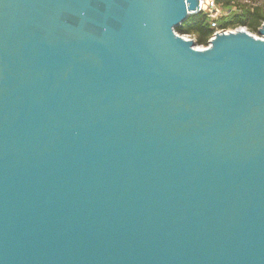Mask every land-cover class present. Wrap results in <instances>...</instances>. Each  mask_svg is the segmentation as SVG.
Masks as SVG:
<instances>
[{"label":"water","instance_id":"water-1","mask_svg":"<svg viewBox=\"0 0 264 264\" xmlns=\"http://www.w3.org/2000/svg\"><path fill=\"white\" fill-rule=\"evenodd\" d=\"M199 12L0 0V264H264V24Z\"/></svg>","mask_w":264,"mask_h":264},{"label":"trees","instance_id":"trees-1","mask_svg":"<svg viewBox=\"0 0 264 264\" xmlns=\"http://www.w3.org/2000/svg\"><path fill=\"white\" fill-rule=\"evenodd\" d=\"M219 7L227 11L218 22L219 29L247 28L252 33H258L264 24V12L260 7L240 4V0H216ZM234 9L236 11H234ZM211 14L201 11L191 15L176 31L183 36H188L200 46H209L211 37L216 33L211 25Z\"/></svg>","mask_w":264,"mask_h":264},{"label":"built area","instance_id":"built-area-1","mask_svg":"<svg viewBox=\"0 0 264 264\" xmlns=\"http://www.w3.org/2000/svg\"><path fill=\"white\" fill-rule=\"evenodd\" d=\"M200 10L201 11H207L210 14H217L218 11V4L216 0H200ZM212 16V15H211ZM211 25L214 29H216V33L222 32V31H230L232 29H219L218 20L212 17ZM216 33L211 37L209 41V45L211 41L214 39ZM190 38V37H188Z\"/></svg>","mask_w":264,"mask_h":264},{"label":"rangeland","instance_id":"rangeland-1","mask_svg":"<svg viewBox=\"0 0 264 264\" xmlns=\"http://www.w3.org/2000/svg\"><path fill=\"white\" fill-rule=\"evenodd\" d=\"M243 3L246 4V5L252 6V7H260V9L264 12V0H240V4H243ZM234 11H236V10L234 9ZM226 13H227L226 10H224L223 8L218 6L217 14H211L212 15L211 17L217 19L218 22H219L221 17L223 15H226ZM245 29H247V28H245ZM249 32L252 33L251 31H249ZM252 34H254L256 36H260L259 33H252ZM198 47L201 48V47H204V46L198 45Z\"/></svg>","mask_w":264,"mask_h":264}]
</instances>
